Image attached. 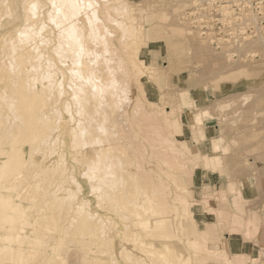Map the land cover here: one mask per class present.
<instances>
[{
    "label": "bare ground",
    "instance_id": "obj_1",
    "mask_svg": "<svg viewBox=\"0 0 264 264\" xmlns=\"http://www.w3.org/2000/svg\"><path fill=\"white\" fill-rule=\"evenodd\" d=\"M93 1L95 2V0H88L90 13L81 14L84 23L76 27L87 33V27L89 24L93 25L92 19H94L96 24L88 29L89 33L98 29L106 41H110L111 36L112 38L115 36L116 39H120L119 47L123 46L126 50L128 45L124 43L122 37L123 35L134 36L135 28L123 20H115L113 14L127 16L130 10H134L132 1L104 0L106 18L110 17L116 24V26H105L104 29L101 28L100 15L94 9ZM49 2L53 3L48 13L50 20L55 19L62 23L64 19H68L69 15L65 12L68 7H75L72 16L80 11L79 0H49ZM27 9L30 22L17 30L10 44L30 42L27 46L23 45L24 48L18 54L20 62L30 66V69L28 66L25 67V70L30 72L33 71L34 63L37 61L36 43L42 39L38 37L39 32L46 27V24L43 16L37 11L36 0L31 1ZM56 12L58 16L55 15ZM148 16L152 18L151 15L148 14ZM178 16L175 14L172 17L174 21L168 24V27L169 29L175 27L171 30L172 33L177 34L175 36H183L187 29L180 22L178 23ZM163 19L164 16H161L162 21ZM149 20L148 17L146 22L149 23ZM149 25L153 26L151 23ZM142 28L140 27L139 31L146 33L144 34L146 41L148 37H155L154 27L144 30ZM69 29V25L60 27L55 51L59 54L60 50L66 46L67 56L69 54L75 59L76 66L85 65L84 68L88 69L92 61L77 59L83 50L79 49V53L74 52L73 47L76 44L80 47L81 42H76L78 35L69 32ZM204 35L211 36L212 33L206 32ZM204 41L200 43L201 45L198 44L199 49L206 46L207 42ZM137 45H131L135 57H138V51H143ZM115 48H112V52L119 55ZM40 56H46V54ZM61 58L62 64L67 69L71 67L72 64L68 60H63V56ZM115 60V54L111 57L96 56L93 67L97 71L85 72V74L84 71L78 72L88 79L84 83L74 84L77 89L74 93L80 98L86 97L81 99L84 103L81 114L84 115L85 121L79 120L76 125L64 116L63 135L57 132L59 125L55 126L52 124L54 122L47 117L42 118L43 107H47L44 95L49 90L48 83L43 80L46 77L45 74L41 75V91L43 92L41 104L36 105L35 93L32 94V99H13V102L9 99L19 115V119H15L12 123H8V119L5 120L3 110L0 112V264H198L197 261L201 255L208 252V239L220 236V226L217 225L226 223L229 214L227 210L221 212L216 206L219 204V200L215 201L213 198L216 194L202 186L201 200L192 199L193 194L190 192L191 189L189 190L187 178L188 175L191 177L196 175L197 170L201 168H188L185 162L179 159L173 160L174 153L181 154L187 150L170 145L164 146L168 141H172L169 135H181V129L175 125L171 126L168 116H165L163 112H160L161 116L157 115L159 108L154 107L148 110L147 116L139 117L140 113L136 110L140 108L142 101H145L139 99L140 101L133 105V111L137 113L131 116L134 117L133 125L138 127L143 125L148 128L140 129L139 138L125 148V151L123 148L115 147L117 138H106L105 142L109 144H103L104 133L110 136L114 129L119 128L116 121L112 120L114 110L104 111L98 105L104 100L106 94H108L107 97H111L110 88L113 84L109 82V79L122 78L119 74L126 64L123 61L117 63ZM131 62L130 68L134 70L135 77L141 75L138 74L140 72L137 69L138 63L133 59ZM140 63L146 62L142 59ZM101 64L104 65V69L99 71ZM96 72L99 73V78ZM138 78L136 80L139 82L136 85H139L137 86L139 92L145 96L143 84ZM24 79L23 75H19L18 78L16 76L7 88L17 96L20 90L18 87L14 88L13 84L16 81L22 84ZM32 89L38 92L40 87L33 85ZM184 91L180 90L179 97H184ZM91 94L93 97L90 96ZM2 95L3 97L8 95L5 88ZM130 96L132 100L133 97ZM66 101V105L63 106V103L61 108L69 113L70 106ZM108 103L111 108L112 102ZM244 108L242 107L243 110ZM245 110L243 112H247ZM249 117L254 116L249 114ZM253 123L255 121L252 125ZM240 126L239 124V128ZM239 128L236 129L238 131L236 135L245 136L243 131L246 129ZM253 128L256 132L259 129L256 126ZM255 130H252L250 134L247 129L246 136L250 134V137L254 135L252 137L254 138ZM163 134L166 136L163 137ZM66 136H69V143L72 144L69 147L72 155L67 157L68 153L64 149L65 151L61 150L56 156L55 147L58 144L64 146ZM257 140L256 142L262 144L264 150V140ZM97 141L99 144L95 145ZM254 142L251 141L252 145ZM25 144H28V150L23 149ZM85 145L87 148H79ZM247 145L244 146L246 152ZM257 148L258 151L260 148ZM197 154L200 156L199 152ZM191 155L195 159V155ZM263 156L257 155L256 159L259 157L260 161L261 157L264 158ZM248 157L246 156L247 159ZM210 164L208 166H211ZM197 179L195 178L193 182H197ZM162 188L167 192L158 193ZM261 194L264 198V188ZM171 195H173L172 198H170ZM157 197H167L168 200L157 202ZM227 200L231 202L232 198L227 197ZM181 203L188 204L184 208ZM241 212L246 214L245 210ZM211 213L217 215L219 220L216 219L217 225H212L214 227H207L208 218L206 217ZM228 224L232 227L230 220ZM224 226L228 227L225 224ZM159 230L163 233L161 239L154 237L160 234ZM147 236L149 237L144 239ZM209 264H222V261L213 259Z\"/></svg>",
    "mask_w": 264,
    "mask_h": 264
},
{
    "label": "rangeland",
    "instance_id": "obj_2",
    "mask_svg": "<svg viewBox=\"0 0 264 264\" xmlns=\"http://www.w3.org/2000/svg\"><path fill=\"white\" fill-rule=\"evenodd\" d=\"M31 1L33 0H0V112L3 110L5 120L8 119V123H12L15 119H19L9 99L11 102L13 99H32V94L35 93L36 105L41 104V99H43L41 75L45 74L46 77L43 80L48 83L49 90L44 95L47 107H43L42 118L47 117L54 122L52 124L59 125L57 132L63 135L64 116L76 125L79 120L85 121L84 115L81 114L84 106L81 99H86V97L80 98L74 93V90H77L74 84L88 81L85 78V72L97 71L93 67L96 56L111 57L115 54L117 63L123 61L126 64L119 74L122 78L109 79V82L113 84L110 88L111 97H107L108 94H106L104 100L98 105L104 111L114 110L112 120L116 121L119 130L114 129L110 136L104 133L103 144H109L105 142L106 138H117L115 147L123 148L125 151V148L139 138L141 130L148 128L143 125H140V128L133 125L134 117L131 116L137 114L133 111V105L139 102V99L145 100L136 110L140 113L139 117L147 116L148 110L154 107L159 108L157 115L163 112L165 116H168L171 126L175 125L181 129V135L170 134L172 141H168L164 146L170 145L187 150L181 154L174 153L173 160L179 159L185 162L188 168H201L197 170L196 175L192 177L188 175L187 178L189 179V190L191 189L190 192L193 194L192 199L201 200L202 187H204L207 191L216 194L213 198L215 201L219 200V204L216 205L218 209L221 212L227 210L229 214L224 224L229 227L228 221L230 220L232 227H225L224 224L217 225L215 222L218 219L217 215L212 213L206 217L208 218L207 227L214 224L220 226V236H218L223 241L230 239L231 242H235L236 250L234 251L237 254L246 255L245 264H264V198L261 194L264 188V158L261 157L260 161L259 157L256 159L257 155H264L262 144L256 142L257 139L264 140V122H262L264 120V104H262L264 101V91H262L264 90V0H217L220 2L219 6L206 5L205 1L201 0H130L134 5V10H130L127 16L113 14L115 20H123L135 28L134 36L125 37L123 35L122 37L124 43L128 45L126 50L123 46L119 47L120 39H116L115 36L113 38L111 36L112 43H110L105 40L98 29L89 33L88 29L96 24L94 19H92L93 25L89 24L87 27V33L77 28L80 23H84L81 14L90 13L88 0H79L80 11L77 15L72 16L75 7L65 9L69 17L62 23L55 19L50 20L48 17L53 3L49 0H36L37 11L43 16L46 27L39 32L38 37L42 39L36 43L35 58L37 61L34 63L33 71L27 72L25 67L28 66L30 69V66L21 63L18 54L24 48L23 45L27 46L30 42H17L12 45L10 40L20 27L30 22L27 6ZM103 2L104 0H95L93 5L97 14L100 15L101 28L116 26L110 17L106 18ZM43 4L47 5L42 6ZM175 14L179 15L178 23L180 22L187 29L185 36H175L177 34L171 32L175 27L171 26V29L168 27V24L173 23L174 18L172 17ZM55 15L58 16L57 12ZM161 16H164L163 21ZM148 17L150 19L148 22L153 26L146 22ZM68 25L69 32L78 35L76 42H81L80 47L77 44L73 47L74 52L79 53V49L83 50L77 59L92 61L88 69L84 68L85 65L76 66L75 59L69 54L67 56L66 46L60 50V55L55 51L60 27ZM140 27H143V30L154 27L155 37H148L146 41L144 36L146 33L139 31ZM206 32H211L212 35H204ZM204 40L208 44L206 43V46L200 50L197 46ZM136 44L143 50L138 51V57H135L131 49V45ZM113 47H116L115 50L119 52V55L112 52ZM43 54L46 56H40ZM61 56L63 60H68L72 64L71 67L67 69L62 64ZM141 58L145 60V64L140 63ZM132 59L138 63V68H136L140 71L138 74L141 75L137 77L143 84L145 96L139 92L137 87L139 85H136L139 81L136 80L134 70L130 68ZM103 69L104 65L101 64L99 71ZM21 71L26 73L22 74ZM79 71H84V74L80 75ZM95 74L99 78V73ZM19 75H23L25 79L22 84L17 81L13 84L14 88L18 87L20 90L16 96L14 92L11 93L7 85L12 84L14 78L16 76L18 78ZM59 76L61 77L58 81ZM33 85L40 87L38 92H34ZM3 88L8 94L6 97L2 95ZM180 90H185L183 98L179 97ZM102 93L104 94V90ZM130 95L133 97L132 100H130ZM90 96L93 97L92 94ZM65 100L69 102V113L61 108L63 103V106L66 105ZM108 102H112L111 108ZM259 104L262 107H259ZM242 107H245L244 110L247 108L245 110L247 112H243ZM248 112H251L249 114L254 117H249ZM251 121L255 123L252 125ZM239 124L241 129H246L243 131L245 136L236 135ZM254 124L256 128L262 127L257 130L258 133L253 128ZM247 129L250 134L252 130H255L254 138H252L254 135L246 136ZM165 136L163 134V137ZM65 138L64 146L58 144L55 147L56 156L64 149L68 153L67 157L72 155L69 152V147L72 145L69 143V136ZM251 141L254 142L253 145ZM98 144L99 141L95 143V145ZM246 145L250 147L249 149L247 147V152L244 147ZM79 148L85 149L87 145L79 146ZM23 149L28 150V144H25ZM191 154L195 155V159ZM246 156H249L248 159ZM209 164L211 166H208ZM194 177L196 179L198 177L197 182H193ZM164 191L167 192L162 188L158 193L163 194ZM172 197L173 195L170 198ZM227 197H231L232 201L229 202ZM160 200L168 199L157 197V202ZM181 204L186 208L185 205L188 203ZM242 210H245L246 214H243ZM162 235L160 231V234L154 237L161 239Z\"/></svg>",
    "mask_w": 264,
    "mask_h": 264
},
{
    "label": "crops",
    "instance_id": "obj_3",
    "mask_svg": "<svg viewBox=\"0 0 264 264\" xmlns=\"http://www.w3.org/2000/svg\"><path fill=\"white\" fill-rule=\"evenodd\" d=\"M211 231L212 230H210V232ZM208 240H209V244L207 245L208 252L203 253L201 255V257L197 261L198 264H209L213 259H219L220 261H222V264H245L246 255L235 253L234 251L236 250L235 242L234 243L233 241L231 242L230 239H226V241L225 240L223 241V239L219 236L211 237ZM214 250L217 253L216 252L214 253Z\"/></svg>",
    "mask_w": 264,
    "mask_h": 264
},
{
    "label": "built area",
    "instance_id": "obj_4",
    "mask_svg": "<svg viewBox=\"0 0 264 264\" xmlns=\"http://www.w3.org/2000/svg\"><path fill=\"white\" fill-rule=\"evenodd\" d=\"M201 1H205L204 3H205L206 5H212V6H219V3H220V2H218L217 0H215V1L210 0V2H209V0H201ZM204 3H203V4H204Z\"/></svg>",
    "mask_w": 264,
    "mask_h": 264
}]
</instances>
